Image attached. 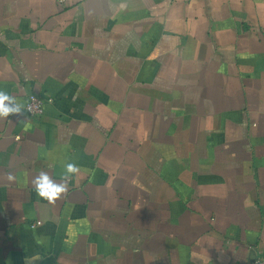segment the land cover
<instances>
[{"label": "crops", "instance_id": "1", "mask_svg": "<svg viewBox=\"0 0 264 264\" xmlns=\"http://www.w3.org/2000/svg\"><path fill=\"white\" fill-rule=\"evenodd\" d=\"M0 89V264L264 258V0H0Z\"/></svg>", "mask_w": 264, "mask_h": 264}, {"label": "clouds", "instance_id": "2", "mask_svg": "<svg viewBox=\"0 0 264 264\" xmlns=\"http://www.w3.org/2000/svg\"><path fill=\"white\" fill-rule=\"evenodd\" d=\"M24 106L10 95L7 91L0 89V119H8L10 116H22ZM80 168L75 163L64 165V174L59 181H56L46 171H40L35 175L31 184L38 197L49 203H55L68 192V183L71 178L78 174ZM9 179H13L9 176Z\"/></svg>", "mask_w": 264, "mask_h": 264}, {"label": "built area", "instance_id": "3", "mask_svg": "<svg viewBox=\"0 0 264 264\" xmlns=\"http://www.w3.org/2000/svg\"><path fill=\"white\" fill-rule=\"evenodd\" d=\"M46 101L35 94H30L27 96L26 101L22 104L24 106V114L31 117L37 118L43 115ZM41 223H35L31 227H37ZM251 264H264V258L257 257Z\"/></svg>", "mask_w": 264, "mask_h": 264}]
</instances>
